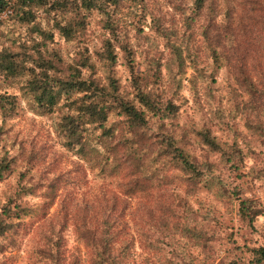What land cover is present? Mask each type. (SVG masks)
Listing matches in <instances>:
<instances>
[{
	"label": "rangeland",
	"instance_id": "1",
	"mask_svg": "<svg viewBox=\"0 0 264 264\" xmlns=\"http://www.w3.org/2000/svg\"><path fill=\"white\" fill-rule=\"evenodd\" d=\"M50 1L36 8L32 21L25 25L12 14L6 15L8 11L3 12L0 48L13 46L11 41L15 40L13 47L18 49L23 38L32 36L37 40L39 28L50 29L53 35L49 46L58 50L63 63L74 59L75 43L63 40L53 29V7L57 5H49ZM57 1L69 11L75 0ZM79 11L85 22L79 42L93 53L106 31L104 15L93 9ZM151 17L160 23L157 32L146 25ZM110 19L118 22L120 33L134 54L127 63L120 49H115L112 74L119 92L132 97L130 66L133 76L152 98L162 105L168 101L175 106L170 127L186 155L195 162H208L225 189L252 200L261 213L250 228L237 217L230 193L226 198L203 183L188 184L185 173L176 169L179 165L151 159L145 146L133 147L136 151L132 147H116L105 153L112 159L109 167L97 163L104 160V155H94V161L84 162L61 146L55 131L57 114L36 115L23 100L21 79L0 73V94H14L17 98L14 112L0 120V157L9 163L7 171L0 175V209L17 202L36 210L20 221L11 219L15 223L12 234L0 238V264H56V254L62 263L86 264L82 257L76 263L77 244L71 228L66 226L61 231V242H57L55 227L46 226L45 218L54 220L61 212L58 203L62 192H68L77 203L95 197V205H102L105 196L111 197L113 204L106 205L107 210L112 216L118 215V200L124 199L122 183L127 181L120 169L127 166V156L139 165L132 167L133 173L127 177L136 180L137 187L125 212L141 215V205H153L155 185L175 187L172 198L181 196L194 211L178 208L174 221L183 219L193 225L195 220L196 227L205 231L210 242L199 252L192 247L181 249L188 233L180 232L179 227L169 230L174 221L166 226L156 223L158 213L153 209L150 223L138 226L133 247L127 250L132 258L126 264H224L231 254L238 253L237 243L246 240L254 246L264 242V0H202L198 9L194 0H120ZM170 44L176 51L169 49ZM102 70L96 64L91 76L104 83ZM205 129L220 142L238 145L243 157L236 163L237 170L220 163L201 141L196 132ZM23 183L35 186L34 195H17ZM43 202L47 205H41ZM95 212L99 217L104 209ZM46 235L50 236L48 243L44 240ZM63 241L64 246H53ZM190 252L196 253V258L190 259Z\"/></svg>",
	"mask_w": 264,
	"mask_h": 264
},
{
	"label": "trees",
	"instance_id": "2",
	"mask_svg": "<svg viewBox=\"0 0 264 264\" xmlns=\"http://www.w3.org/2000/svg\"><path fill=\"white\" fill-rule=\"evenodd\" d=\"M201 1L194 0L196 9L200 8ZM48 2L49 0H0V15L8 11L6 15L12 14L25 25L32 21L35 9ZM119 4L120 0H75L67 11L62 9L60 1L51 0L49 5H57L53 7V29L63 40L75 43L77 56L69 63H63L58 50L49 46V42L52 41V30L39 28L37 40L29 36L17 44L18 49L13 47L15 40L11 41L13 46L0 48V73L11 79L16 77L21 79L23 100L36 115L57 114L55 131L60 144L79 159L90 163L95 160L94 155L99 157L104 155V160H97V163H101V167L104 165L109 167L112 159L105 153L113 152L116 147L145 146L151 159L168 160L171 166L179 165L180 167L176 169L185 173L188 184L197 186L198 183H203L207 189L226 198L230 193L236 203L237 217L245 220L247 225L253 228L256 218L261 213L260 208H256L254 202L248 198H239L235 190L225 189L222 180L213 173L208 162L191 160L178 145V139L170 127L176 113L175 106L168 101L162 105L161 101L152 98L138 78L133 76L130 66L128 73L131 76L132 97L127 98L119 92L117 79L112 74L117 58L115 49H120L127 63L134 56L129 43L120 33L118 22L110 19L111 13ZM79 7L86 11L93 9L104 15L103 25L106 31L99 40V48L93 53L87 45L79 42V37L85 29L84 15L79 11ZM257 18L262 19L261 16ZM146 25L154 32L160 30V23L153 17L149 18ZM168 47L171 51H176L174 45L170 44ZM175 54L178 57L177 52ZM215 55L213 52L214 58ZM96 64L103 69L104 83L94 75L91 76ZM84 70L88 73L84 74ZM16 105L17 98L14 94H0V120L10 116ZM152 126H155V130ZM165 126L167 130H164ZM196 134L208 149L217 155L220 163L232 171L237 170L239 165L236 163L242 160L243 156L235 142H220L210 135L207 129ZM5 159L4 156L0 157V175L8 169L9 163ZM125 159L129 162L127 166H122L120 171L127 181L122 183L124 199L118 200L121 208L118 215L112 216L107 210L106 205L113 204L111 197L105 196L102 205H95L97 200L95 197L77 203L68 192H62L58 203L61 212L54 220L52 217L45 218L46 226L54 225L57 242L59 240L61 242V231L66 226L71 228L74 242L77 244V247L73 246L76 247V263L79 262V257H82L86 264H126L132 258L131 252L127 250L133 247L138 226L150 223L153 209L158 213L155 222L161 226H166L177 218L178 208L184 210L189 208L191 213L194 211L181 196L172 198L175 196V187L169 188L165 184L153 187L149 184L152 189H156L153 190L155 191L153 196L150 193L153 205H141V215L126 213L125 210L134 194L133 190L137 187V181L128 180L127 177L133 173L131 168L139 164L133 157L127 156ZM149 178L152 183L151 176ZM34 189L33 184L23 183V186L18 187L17 195L32 196ZM183 193L186 194L184 190ZM41 205L47 203L43 202ZM97 209H104L99 217L95 212ZM33 212L36 213V210L30 205L22 206L17 202L11 206L10 203L2 206L0 238L12 234L11 227L15 225L11 221L12 218L20 221ZM186 221L175 220L169 230H175L177 227L180 228V232L185 230L188 233L185 235L188 236L187 242L180 248L192 247L199 252L208 246L210 240L206 237L205 231L196 227L195 220L193 225L188 221L187 224ZM226 237L229 239L228 235ZM44 240L48 243L50 236H44ZM57 242L53 243L56 249L64 246V241L60 245ZM80 247L82 251H79ZM235 248L238 249V253L231 254L224 264H264V242L249 246L248 241L243 240L237 243ZM188 255L190 259L196 258V253L191 255L190 252ZM55 261L56 264H66L58 261L57 254Z\"/></svg>",
	"mask_w": 264,
	"mask_h": 264
},
{
	"label": "built area",
	"instance_id": "3",
	"mask_svg": "<svg viewBox=\"0 0 264 264\" xmlns=\"http://www.w3.org/2000/svg\"><path fill=\"white\" fill-rule=\"evenodd\" d=\"M263 216H264V211H263Z\"/></svg>",
	"mask_w": 264,
	"mask_h": 264
}]
</instances>
